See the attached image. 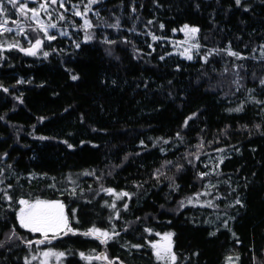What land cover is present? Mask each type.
Masks as SVG:
<instances>
[{"label":"trees","instance_id":"trees-1","mask_svg":"<svg viewBox=\"0 0 264 264\" xmlns=\"http://www.w3.org/2000/svg\"><path fill=\"white\" fill-rule=\"evenodd\" d=\"M56 1L68 35L0 33V264H264V0ZM21 198L61 200V237L21 227Z\"/></svg>","mask_w":264,"mask_h":264},{"label":"rangeland","instance_id":"rangeland-1","mask_svg":"<svg viewBox=\"0 0 264 264\" xmlns=\"http://www.w3.org/2000/svg\"><path fill=\"white\" fill-rule=\"evenodd\" d=\"M33 2H35V0H31ZM30 0H27V2H31ZM86 4L89 3V6H92L93 4L99 2L100 0H85ZM25 0H18V3L14 6L11 3V6L13 8L16 9L17 15L19 17H22V19H16L13 21H26L27 23H21L20 24H16L17 22H12L10 25V23L8 21H10L9 19H6V22L0 23V25H2V27H0V33L6 29H13V28H17V27H24V28H28L30 27L31 30H37L38 28L44 30L46 36H45V40L48 39V41H50L51 39L49 38V31L52 30L53 28H56L57 32L60 35H68L69 31L68 29H66L65 27H63V25H57L55 23V19L54 20V16H56V13L54 14V12L50 9L49 7V3L51 2L52 6H56L57 5V1L56 0H49V2H47V0H40L37 3L34 4L35 8H29L26 3L24 4ZM41 2V4H39ZM23 3L24 5V11L21 12L19 11L20 8V4ZM57 9V8H56ZM34 10V11H33ZM91 12H94V10L92 9ZM59 15V13H58ZM57 15V16H58ZM78 16L82 17L83 19V25L84 26H88V19L86 18V14L83 13L82 11H79V14H77ZM44 16V17H43ZM45 18V20H43ZM29 21V22H28ZM35 23V24H32ZM186 25H184L183 27H181V32L180 34L182 35V38L176 43L174 44V51L179 53L182 57L184 58H189V57H193L195 50L197 49L198 45L200 44V42L197 40V31L196 32H192L190 31L191 28H194L193 26L187 25L188 27L185 28ZM84 28V27H83ZM85 31H88L89 28H84ZM54 35V33H52ZM87 36V34H86ZM42 39V38H39ZM38 39H35L31 44H29L28 46L32 45L33 43H35ZM229 50V49H228ZM230 52H233L231 50H229ZM210 52V51H208ZM20 200H26L29 201L30 203H35L36 201H46V202H59L60 205H62V208L59 209V212L62 213L65 221L67 220L66 215H65V206L62 203L61 200L58 199H34V200H29L27 198H21ZM25 205L20 204L19 207V212L22 208H25ZM64 225L62 224L61 227L57 230V229H51L48 230L47 233L45 232H41L44 236H53V235H58L59 230L63 227ZM170 234V235H169ZM54 240V239H51ZM156 247H153V246ZM151 251L153 252L154 255H156L157 250H160L161 255H162V259H167L166 256L169 257L170 262H172L174 260V253H173V248H172V241H171V233H162V234H158L157 238H154V240L151 242V247H150ZM165 249H167V251H164ZM172 253V256L171 254ZM83 259L87 260V255H83L82 256ZM82 259V260H83Z\"/></svg>","mask_w":264,"mask_h":264},{"label":"snow or ice","instance_id":"snow-or-ice-1","mask_svg":"<svg viewBox=\"0 0 264 264\" xmlns=\"http://www.w3.org/2000/svg\"><path fill=\"white\" fill-rule=\"evenodd\" d=\"M9 3L12 5H16L18 3V0H8ZM237 4L240 3V0H236ZM5 9L0 6V12H3ZM19 11H24V5L23 3L20 4ZM34 11V10H33ZM79 14V13H78ZM2 27V25H0ZM163 27V25H161ZM188 26L186 25L185 28ZM7 31H11V29H7ZM190 31L196 32V28H191ZM50 39L54 37H49ZM155 39V37H154ZM40 41H36V45H39ZM29 51L31 54H35L32 50H26ZM232 55H238L237 53H231ZM45 56H47V53H45ZM191 58V57H189ZM72 79H77L76 76H72ZM262 84H264V81H261ZM240 109H236V111H239ZM107 191L111 192V189H108ZM124 195H127V193H124ZM10 198V197H9ZM240 201L237 200V203ZM20 204L25 205V208H22L20 212L18 213V220L21 225V227L29 228L33 232H45L47 233L48 230L51 229H59L61 225L63 224L66 226V221L62 215V213L59 212V209L62 208V205L59 204V202H46V201H36L35 203H30L26 200H20ZM71 231V229H69ZM99 231V230H96ZM87 235V233H85ZM104 236H107V233H101ZM170 235V234H169ZM39 242V241H38ZM153 247H156L155 245ZM164 251H167L165 249ZM50 253H45V255H49ZM60 256H63V253H59ZM157 258L162 259V255L160 250H157L156 252Z\"/></svg>","mask_w":264,"mask_h":264},{"label":"water","instance_id":"water-1","mask_svg":"<svg viewBox=\"0 0 264 264\" xmlns=\"http://www.w3.org/2000/svg\"><path fill=\"white\" fill-rule=\"evenodd\" d=\"M40 41V44L39 45H36V42L30 46H25V47H18V46H15L16 49H18L20 52H23V53H26V54H31L29 51H26V50H32L34 53H36L42 46V41ZM61 236H47V237H44L42 238V240H51V239H57V238H60ZM96 257H100L102 260L105 259V254H104V251H101L99 253L98 256ZM108 262V260H107Z\"/></svg>","mask_w":264,"mask_h":264},{"label":"bare ground","instance_id":"bare-ground-1","mask_svg":"<svg viewBox=\"0 0 264 264\" xmlns=\"http://www.w3.org/2000/svg\"><path fill=\"white\" fill-rule=\"evenodd\" d=\"M89 1V0H88Z\"/></svg>","mask_w":264,"mask_h":264}]
</instances>
